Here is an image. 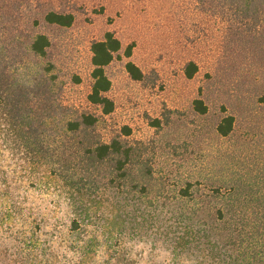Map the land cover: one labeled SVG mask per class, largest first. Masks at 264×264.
Instances as JSON below:
<instances>
[{
    "label": "rangeland",
    "instance_id": "374dc122",
    "mask_svg": "<svg viewBox=\"0 0 264 264\" xmlns=\"http://www.w3.org/2000/svg\"><path fill=\"white\" fill-rule=\"evenodd\" d=\"M52 11L75 22L50 25L44 17ZM259 28L238 24L218 0H0V258L226 264L208 257L214 252L200 227L213 224L217 209L235 212L212 238L223 245L246 204L264 211ZM107 32L133 49L106 68L115 109L105 115L88 96L91 48ZM36 34L50 39L45 58L29 52ZM128 61L141 81L127 73ZM190 62L198 68L192 78ZM196 99L206 114L194 110ZM83 115L97 122L69 131ZM227 115L237 124L222 138L216 128ZM113 140L131 149L123 178L119 156L100 161L90 153ZM189 183L191 196L183 197Z\"/></svg>",
    "mask_w": 264,
    "mask_h": 264
},
{
    "label": "trees",
    "instance_id": "16d2710c",
    "mask_svg": "<svg viewBox=\"0 0 264 264\" xmlns=\"http://www.w3.org/2000/svg\"><path fill=\"white\" fill-rule=\"evenodd\" d=\"M218 4L219 8L229 9L235 21L238 24L247 26L249 30H260L259 27H264V0H218ZM44 20L50 25L71 27L75 22V17L72 14L52 11L45 15ZM50 45L48 36L36 34L30 42L29 52L37 58H45ZM132 49L133 45H129L124 50L122 42L112 32H107L102 40L94 42L92 45L93 70L91 77L93 84L88 101L93 105L100 106L105 115L111 114L115 109L114 102L107 96V93L111 90L112 82L106 73V68L114 60L121 57L120 54L123 50L124 56L130 58ZM125 69L133 80L141 81L143 79L142 70L133 61H128ZM197 71L196 64L190 62L186 68V76L192 78ZM261 102L264 103V98L261 99ZM193 107L199 114L204 115L208 112V106L202 99H196L193 102ZM96 122L95 117L83 115L81 121L69 122L68 130L76 132L81 126H92ZM236 124V117L227 115L218 123L216 131L222 138L230 137ZM90 153L100 161H104L113 155L119 156L115 170L118 177L123 178L125 176V169L130 161L131 149L124 147L119 140L99 145L91 149ZM191 187L192 184L189 183L187 188L182 191L183 197L190 198ZM214 191L219 193L220 189ZM246 206L250 209L242 214V222H239L237 227L234 229L229 227L227 234L230 237L223 245L212 238H215V232L220 228L218 223L226 222L227 215L233 218L235 212L226 213L222 209H217L211 215L212 225L206 219L202 222L200 238L214 252V254L211 253L208 256L211 261L226 264H233V261L237 264H264V211L253 210L255 206L249 203ZM189 221H194V218H189ZM79 227L78 221L73 220V230H77ZM0 264H8V262L0 258Z\"/></svg>",
    "mask_w": 264,
    "mask_h": 264
}]
</instances>
